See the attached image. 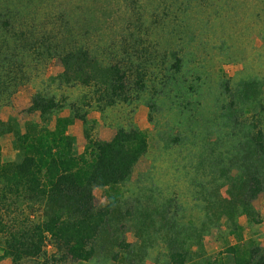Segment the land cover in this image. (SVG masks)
<instances>
[{"label":"rangeland","instance_id":"rangeland-1","mask_svg":"<svg viewBox=\"0 0 264 264\" xmlns=\"http://www.w3.org/2000/svg\"><path fill=\"white\" fill-rule=\"evenodd\" d=\"M31 5L20 20L15 16L17 23L42 29L51 23L58 26L63 20L71 28L84 22V29L99 30L96 39L105 44L114 31L109 25L121 32L133 24L134 17L140 18L149 29V40L157 42L162 52L166 51L163 42H168V55L185 56L208 70L165 72L167 77H157V87L172 75L177 79L174 85H165L157 93L150 89L138 101L103 109L90 98L85 100L91 101L90 106H83L87 92L82 88L61 86L54 79L62 72L61 63L54 60L33 70L31 82L3 109L5 120L14 117L22 125L35 120L39 129H54L58 119L74 120L77 110L86 119V125L79 119L71 125L79 154L87 144L85 129L93 139L109 140L120 128L140 130L148 137V152L129 181L95 191L98 205L109 196H117L122 214L111 223L112 240L105 236L99 241L96 257L78 264H167L171 248L168 234L183 245V241L195 240L198 232L203 240L201 247L194 244L197 256L193 264H204L210 257L223 258L225 244L236 240L230 234L234 227L228 216L218 217L230 197L228 191L233 192L243 179V163L233 155L234 148L244 144L246 131L242 125L233 128L223 115L225 109L230 110V92L237 93L240 82L264 77V0H31ZM38 92L55 94L56 102L64 107L48 121L27 113ZM244 109L248 125L255 124L257 117L261 120L264 92ZM12 138H1L2 154L11 159ZM253 207L258 213L256 221L247 222L243 216L238 223L244 227L243 237L264 244L263 194ZM41 215L39 208L32 217ZM114 240L124 241L123 246ZM47 250L54 253L52 246ZM114 253L121 254L120 261L113 259Z\"/></svg>","mask_w":264,"mask_h":264},{"label":"trees","instance_id":"trees-1","mask_svg":"<svg viewBox=\"0 0 264 264\" xmlns=\"http://www.w3.org/2000/svg\"><path fill=\"white\" fill-rule=\"evenodd\" d=\"M134 4L135 11L137 2ZM29 9L31 0H0V264L91 262L98 254L99 241L105 236L112 240L111 223L122 214L117 196H109L107 202L98 205L95 191L129 181L148 152L146 133L120 128L111 139L101 140L91 138L85 129L87 144L79 154L70 130L75 119L85 125L86 119L77 110L74 120L58 119L54 129H39L35 120L23 125L14 117L5 120L3 109L20 88L31 82L32 73L36 72L33 70L54 60H59L62 67L54 79L61 86L85 90L83 106H90L91 101H85L90 98L103 109L138 101L150 89L157 93L165 85H174L177 79L172 75L157 87V77H167L165 72L208 70L203 64L195 66L196 61L185 56L168 55V42H163L166 51L162 52L157 42L149 40V29L140 18L134 17L133 24L121 32L109 25L114 31L105 44L96 39L99 30L84 29V22L71 28L63 20L58 26L51 23L42 29L17 23V17ZM186 43L192 48L191 43ZM191 63L192 69L185 70ZM262 86L264 77L259 76L240 82L238 92H230V110H224L223 116L229 118L233 128L246 127L245 142L234 148L233 155L243 163V179L233 192L228 191L230 197L225 199L218 217L228 216L234 227L230 234L236 241L225 244L223 258H206L204 264H264V244L243 237L244 227L238 223L243 216L247 222L256 221L258 213L253 202L264 195V111H260L261 120L257 117L255 124L248 125V118L243 119L244 106L260 98ZM186 95L190 97L189 93ZM62 108L55 94L38 92L27 113L48 121ZM6 135L13 136V159L2 154L1 138ZM39 208L42 215L33 218ZM195 235V240L183 241L181 245L179 239L168 234L171 248L167 264H193L194 255L197 256L194 244L201 247L203 240L201 233ZM113 243L123 246L124 241ZM49 246L54 253H48ZM121 258L120 253H114L115 261Z\"/></svg>","mask_w":264,"mask_h":264}]
</instances>
